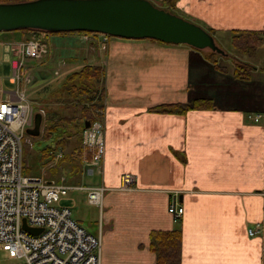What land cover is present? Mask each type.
<instances>
[{"label":"crops","instance_id":"crops-1","mask_svg":"<svg viewBox=\"0 0 264 264\" xmlns=\"http://www.w3.org/2000/svg\"><path fill=\"white\" fill-rule=\"evenodd\" d=\"M169 2L176 16L196 15L215 41L223 32L230 38L233 31H264V0ZM51 35L47 44L62 69H103L104 154L83 174L89 178L84 186L106 189L103 230L134 255L131 264H155L150 232L174 230L180 233V264H264V42L251 58L225 51L251 66L250 79L239 81L231 76L232 64L229 71L222 66L225 73L215 70L204 58L206 49L109 37L99 52L97 35L71 43L85 54L75 60L62 51L71 35ZM8 92L0 91V100ZM197 98L210 100L211 109L148 111ZM124 174L133 177L128 190L119 189ZM171 204L182 208L176 221L167 213ZM99 263L113 264L100 259V251Z\"/></svg>","mask_w":264,"mask_h":264},{"label":"built area","instance_id":"built-area-1","mask_svg":"<svg viewBox=\"0 0 264 264\" xmlns=\"http://www.w3.org/2000/svg\"><path fill=\"white\" fill-rule=\"evenodd\" d=\"M45 50L44 43L26 40L19 44L18 53L21 59L39 60ZM8 94L7 99L0 100V251L17 264H100L99 238L73 221L69 209L60 206L59 201L70 191L82 192L86 203L100 210L106 189L67 186L61 181L24 175L22 142L33 115L22 95ZM258 118L255 116L253 121ZM80 148L82 162L97 168L104 154L103 126L99 120H92L83 128ZM59 156L60 153L54 154V159ZM132 184L133 177L124 174L119 189L128 190ZM167 213L176 221L182 208L171 204ZM22 220L28 228L39 232L30 235L23 231ZM247 234L251 236L252 230Z\"/></svg>","mask_w":264,"mask_h":264},{"label":"rangeland","instance_id":"rangeland-1","mask_svg":"<svg viewBox=\"0 0 264 264\" xmlns=\"http://www.w3.org/2000/svg\"><path fill=\"white\" fill-rule=\"evenodd\" d=\"M148 2L155 8L163 11L167 10L170 14L174 13L172 12L173 9H171L172 6L169 0H149ZM173 15L176 16V14ZM178 17L201 28V21L195 18L197 17L196 15L195 17L190 16L188 19L185 18V15ZM13 32H17V35H13V38L11 37L12 35L0 33V91L17 92V94L22 95V98L30 105L32 115L37 113L41 118L38 136L32 137L25 134L23 137L21 150L22 167L27 169L28 176L40 177L45 181H61L67 186H74L75 183L84 186L88 183L89 178L83 174L86 173L87 168L93 167H89L82 162L81 152L79 153L78 160H76L75 156L69 155V153L71 149L78 144V138H74L75 135L73 134H75L74 130L77 129L80 119L82 120V111L85 113L87 112L90 116L92 115L91 120H99L101 123L102 106L101 101L99 102L97 98L100 85L99 83L96 84L95 82L87 81L80 83L77 80L66 82L68 76L80 71L86 64L72 66L69 69H62L57 61L58 57L52 58L53 48L49 47V44H47L50 41L48 39L47 42V38L52 36V33H42L39 35L38 41L44 43L46 49L45 55L39 60H28L21 59L18 50L19 44L30 38V33ZM64 34L71 35L69 36L71 38H67L66 41L68 45L61 49L65 51L67 55L76 56L74 58L75 60L79 58L80 54L83 56L85 54L79 51V47L75 46L76 44L72 45L71 43L86 42L85 40H90V37L98 35L101 40L98 51L102 52L105 50L104 43L109 38L105 35L93 33H63L53 36L61 37L64 36ZM6 36H10L11 38H7ZM220 37H217V41H215L214 44L219 46L217 47L223 51L224 55L226 51L238 58L239 56L231 48L227 33H221ZM63 43L66 44L65 39ZM209 51L208 49L204 50V55H208ZM94 53H96V51ZM48 55L52 59L48 58ZM12 58L13 61L10 71V61ZM47 58L50 60H47ZM44 59L46 61H44ZM215 59L220 67L224 66L228 71L230 70L231 61H225V59L221 57H216ZM87 66L98 67L91 64ZM8 79L9 82L11 80L10 83ZM74 86L81 90L79 95L70 92V89H73ZM17 94L15 95L17 96ZM61 119L65 121L62 123L66 126L65 135L70 136V139L67 141L68 147L64 150L66 159L61 162H58L57 159H53L51 162L41 166L38 162V157L40 156L39 150L43 145V129L51 124L56 125V122L60 123ZM31 125L32 120L29 126L30 128ZM63 128L64 126H62V129ZM59 205L69 209L70 218L81 228L89 234L99 238L100 259L108 260L113 264H125L134 256L133 254L124 253L119 244L117 245V240L111 239L110 235L106 234V230H103L104 225L100 214L101 209L99 210L94 206L88 205L84 193L70 191L59 201ZM0 264H17V262L14 259L8 258L5 252L0 251ZM129 264H131V261Z\"/></svg>","mask_w":264,"mask_h":264},{"label":"water","instance_id":"water-1","mask_svg":"<svg viewBox=\"0 0 264 264\" xmlns=\"http://www.w3.org/2000/svg\"><path fill=\"white\" fill-rule=\"evenodd\" d=\"M21 29L47 33L88 32L124 40H152L186 45L195 50L224 53L197 25L155 8L147 0H34L0 4V33ZM40 115L34 114L28 136L39 133ZM88 122L84 123V128ZM21 229L30 235L39 230Z\"/></svg>","mask_w":264,"mask_h":264},{"label":"trees","instance_id":"trees-1","mask_svg":"<svg viewBox=\"0 0 264 264\" xmlns=\"http://www.w3.org/2000/svg\"><path fill=\"white\" fill-rule=\"evenodd\" d=\"M34 0H0V4H11L19 2H29ZM167 11V10H165ZM168 12V11H167ZM20 33H30V38L26 40H39V35L51 34L42 31H35L29 29L17 30ZM211 37L213 32L211 30L205 31ZM71 33H84L92 34L88 32H71ZM52 34H63V33H52ZM213 39V37H212ZM230 45L233 51H235L241 57H253L256 47L262 44L264 40V31L262 32H250V31H233L232 35L229 38ZM25 40V41H26ZM214 43L215 40L213 39ZM218 46V45H217ZM219 47V46H218ZM201 52V50H197ZM221 55L216 54L215 52H208L204 58L207 62L211 63L215 70L225 73V68H222L216 64V57ZM222 57H227L232 64V73L231 76L239 81H248L250 79L251 66L241 62L240 60L234 59L232 56L225 53ZM103 77V69L100 67L93 66H84L80 71L72 73L66 78V82L77 80L80 83L83 82H95L100 83ZM73 88V87H72ZM71 93L80 94L81 90L74 86L73 89H70ZM85 92V91H84ZM83 93V92H82ZM97 98L99 102L102 100V91L97 92ZM212 107L211 101L208 99L197 98L191 101L190 104H165L155 106L150 108L148 111L159 114H172V115H183L188 111H199V110H210ZM87 113V112H86ZM84 111L81 113L82 120L80 119L78 127L75 131V137L78 138L77 146H74L69 155L75 156L78 160L79 153L81 152L80 148V136L83 130L85 122H91V116ZM80 117V118H81ZM64 120H60V123L51 124L48 127L43 129L42 133V147L39 150L38 162L41 166L51 162L54 159V154L60 153L58 162H61L66 159L64 150L68 147L69 135H65L66 126L62 124ZM60 124V125H59ZM62 126L64 128L62 129ZM68 127V126H67ZM62 135V136H61ZM37 137V136H36ZM27 169L22 168V173L27 175ZM54 173V172H52ZM149 251L154 254V263L155 264H180V233L178 230L169 231V232H160L154 231L149 234Z\"/></svg>","mask_w":264,"mask_h":264}]
</instances>
